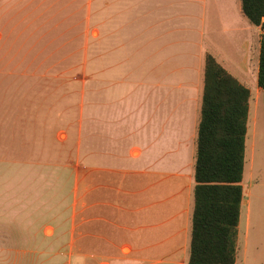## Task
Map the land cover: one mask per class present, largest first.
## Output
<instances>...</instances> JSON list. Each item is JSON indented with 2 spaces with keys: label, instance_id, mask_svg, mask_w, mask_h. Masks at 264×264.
Masks as SVG:
<instances>
[{
  "label": "crops",
  "instance_id": "1",
  "mask_svg": "<svg viewBox=\"0 0 264 264\" xmlns=\"http://www.w3.org/2000/svg\"><path fill=\"white\" fill-rule=\"evenodd\" d=\"M68 1L0 0V91L17 85L19 94L22 85L32 84L29 102L15 116L5 115L11 121L0 123L14 126L11 136H22L16 127L49 124L53 98L62 103L70 88L82 87L83 95L90 67V160L78 163L79 147L73 241L59 259L64 264H189L194 179L188 157L206 59L214 56L247 81L259 72L262 31L256 27L254 63L253 29L245 23L240 0H87L79 8L80 0ZM85 10L80 22L61 31ZM56 30L60 34L51 40ZM244 34V66L221 59L222 35ZM37 46L44 48L31 56ZM20 78L26 84H17Z\"/></svg>",
  "mask_w": 264,
  "mask_h": 264
},
{
  "label": "rangeland",
  "instance_id": "2",
  "mask_svg": "<svg viewBox=\"0 0 264 264\" xmlns=\"http://www.w3.org/2000/svg\"><path fill=\"white\" fill-rule=\"evenodd\" d=\"M86 1L80 0L76 7L79 8ZM69 12L71 11L63 13V17ZM85 15L86 10L82 16L80 13L68 20L61 31L72 23L80 22ZM245 23L253 29L254 53H251V62L257 63L260 36L247 18ZM81 29L82 26L77 32L80 33ZM58 34L59 30L53 31L51 40ZM73 35L74 33L67 38ZM93 35L96 37L98 33L95 31ZM245 37L244 34L230 39L222 35L219 40L220 58L228 59L229 63L232 59L233 63L244 66L247 59ZM77 44L81 46V39ZM58 46L59 43L51 48L56 49ZM30 47L20 51V59ZM42 48L44 46H37L30 55L38 54ZM69 48L64 49L62 55L68 53ZM80 58L78 56L77 60ZM225 66L252 93L242 182L244 202L236 262L264 264V92L258 91L257 73L253 78L250 76L247 81H243L237 72ZM12 81L13 79L7 80L5 85L9 86ZM26 81L27 79L20 78L16 83L21 86ZM92 83L89 67L84 78L83 95L82 87H78L73 91L70 88L62 103L53 98L52 119L49 124L16 127L19 133L22 132L19 137L11 136L14 126H0V136L5 137L0 143V264H64V260L59 258L63 257L62 253L67 251L73 241L72 227L79 182L76 166L86 159L90 160L88 155L92 144ZM28 84L22 85L24 88L19 94L15 93L17 85L12 90L5 86L0 91V123L11 121L12 116L29 102L27 90L32 84ZM54 85H57L56 81ZM7 114L12 115L10 119L5 117ZM200 118L201 109L198 121ZM196 132L197 129L195 137ZM79 147L81 158L78 162ZM82 150L85 153L82 154ZM16 152L19 153L17 157ZM195 155L196 144L193 146V153L188 157L192 168Z\"/></svg>",
  "mask_w": 264,
  "mask_h": 264
},
{
  "label": "trees",
  "instance_id": "3",
  "mask_svg": "<svg viewBox=\"0 0 264 264\" xmlns=\"http://www.w3.org/2000/svg\"><path fill=\"white\" fill-rule=\"evenodd\" d=\"M240 2L243 16L262 31L258 86L264 91V0ZM201 99L188 263L236 264L252 93L208 55Z\"/></svg>",
  "mask_w": 264,
  "mask_h": 264
}]
</instances>
